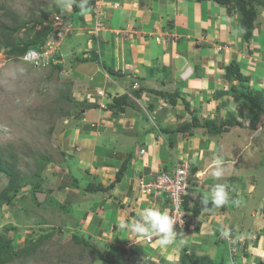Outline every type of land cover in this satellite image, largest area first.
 Returning <instances> with one entry per match:
<instances>
[{"label":"crops","instance_id":"obj_1","mask_svg":"<svg viewBox=\"0 0 264 264\" xmlns=\"http://www.w3.org/2000/svg\"><path fill=\"white\" fill-rule=\"evenodd\" d=\"M112 1L121 7L105 9V28L99 37L93 35L92 11L80 14V18L77 14L72 17L75 26L70 33L73 35L67 38L68 52L63 55V61L70 57L72 62L76 94L70 97L77 105V113L79 110L75 115L80 118L69 132L68 147L73 148L68 152H74L88 168L84 172L90 179L87 185L94 184L96 179L95 185H110L123 162L130 155L132 160L123 182L109 192H97L102 198L94 211L85 212L82 220L87 217L85 226L88 224L105 242L110 240V244L127 249L135 242L131 248L139 256H147L158 264H177L174 262L180 259L182 250L191 255L202 246L217 249L218 234L232 227L236 231L240 227L238 234H241L242 224L236 223L229 211L226 215H217L213 210L202 212L196 230L173 231L174 243L163 248L156 243L158 237L146 245L136 233L120 225L135 223L146 208L168 213L167 205L140 195L141 177L151 181L163 169L172 170L181 160H189L197 168L196 176L203 167L212 164L217 138L203 129L195 130L193 135L164 133L192 120L184 101L190 103L191 111L202 120L215 117L226 120L234 114L244 126L252 123L255 113L243 101H236L230 92L224 95L222 92L236 83L226 77V67L236 62L244 74L252 76L250 85L260 101L264 91V29L259 27H264V22L256 21L248 44L242 37L239 15L228 13L216 0ZM94 54L114 71L113 75L104 70L101 62L76 61L81 57L90 59ZM139 90H144L141 96L135 94ZM151 90L178 93L176 107ZM123 95H128L134 105L127 107L125 113L110 110L108 105L114 98ZM149 115L155 117L154 124H148ZM110 134H119L121 139L111 145L115 153L108 148ZM212 183V178L200 184L192 180L191 188L212 201ZM226 217L232 220L227 223ZM206 237H212V241Z\"/></svg>","mask_w":264,"mask_h":264},{"label":"rangeland","instance_id":"obj_2","mask_svg":"<svg viewBox=\"0 0 264 264\" xmlns=\"http://www.w3.org/2000/svg\"><path fill=\"white\" fill-rule=\"evenodd\" d=\"M73 2L0 0V30L3 25L19 29L14 35L16 41L32 37L47 42L53 40V35L56 39L65 18L76 15L73 14ZM259 10L258 20L264 22V7ZM73 24L71 21L67 25L69 32L66 31L65 39L57 47L60 56L57 63L62 65L61 70L57 69L58 65L47 67L41 64L38 67L23 57L9 58L0 50V157L16 168L22 183L27 185L14 200V205H0V232L12 238L15 249L23 248L31 239L36 241L41 235L52 234L36 254L9 264H107L95 249L78 244L74 239V235L89 239L103 252L111 245L109 239L105 242L87 227L88 224L85 226L87 217L82 220L85 212L95 210V204L103 195L84 192L90 181L84 173L88 168L80 163L74 152H68L73 148L68 147L69 132L78 119H73L77 105L72 99L69 101L70 95L76 94L73 90L76 78L70 57L63 61V55L68 52L66 42L73 35H70ZM261 27L264 29L260 26V30ZM260 100L264 103L263 93ZM148 117V124H154L155 117ZM213 119L218 123L223 121L217 117ZM87 130L90 131V127ZM212 138H217L212 164L203 165V174L195 175L192 180L200 184V181L203 183L212 178V192L216 185H227L229 215L236 219V223L240 221L243 228L241 234H238L240 227L237 231L224 228L216 242V245L220 242L219 250L202 246L197 253L191 254V258L196 264H207L206 258L214 260L213 264H223V258L226 264H255L257 259L264 260V116L256 127H233ZM110 139L109 147L105 144L115 153L112 146L121 139L119 134H110ZM217 160L223 169L219 178L212 175ZM73 175L80 180L79 186L72 179ZM92 175L96 176L95 173ZM7 182L8 178L0 175V191ZM36 185L41 186L40 192H50L42 201L44 204L40 205L35 198ZM232 202H236V207ZM232 219L225 218L227 223ZM13 227L18 230L14 231ZM225 230L228 236L223 235ZM206 238L212 241V237ZM260 240H263L261 244ZM128 251L125 264H158L147 256H135L132 248ZM174 263L181 264V260Z\"/></svg>","mask_w":264,"mask_h":264},{"label":"trees","instance_id":"obj_3","mask_svg":"<svg viewBox=\"0 0 264 264\" xmlns=\"http://www.w3.org/2000/svg\"><path fill=\"white\" fill-rule=\"evenodd\" d=\"M110 3H113L112 0H107ZM200 1V0H197ZM217 3L228 9V13L233 14L237 13L239 15V25L240 29L242 31V37L245 42L248 44L251 42L253 38V32L256 28V21L258 20L260 16V10L259 7H264V0H216ZM82 0H74L73 2V13L74 14H82L80 3ZM97 3V0H87V8L89 11L85 12L88 13L90 11L93 12V8L95 4ZM84 13V14H85ZM73 16H69L65 18L66 22L71 20ZM94 26V25H93ZM19 29L15 27H10L9 25H3L0 30V50L5 52L9 58H20L23 57L29 50L32 49H39L40 46H42L46 39H33L32 37L23 40V41H16L14 39L15 33L18 32ZM32 38V39H31ZM60 56H58L59 60ZM76 61L80 63H86L90 61H97L101 62L99 57L97 55H92L91 58L84 57V58H77ZM102 67L104 70H106L110 74H114V71L110 69L109 67H106V65L101 62ZM58 65L57 69L61 70L62 65L57 64H51L50 66ZM49 67V66H48ZM226 77L230 82H236L235 85L230 86V89L226 92H222V95L227 94L230 92V94L234 97V99L238 102L243 101L251 111L255 113V118L253 119L252 123L249 125V127H256L260 119L264 116V113L262 112L264 109V103H261L258 101V99L255 96V93L252 89V86L250 85V82L252 81V76L246 75L241 70V67L238 63L232 62L226 67ZM144 92L139 90L136 91L135 94L137 96H141V94ZM149 92H152V94L164 98L168 104H170L173 107H176L178 103L179 94L178 93H170L165 91H154L151 90ZM264 95V91H263ZM262 100V99H261ZM260 100V101H261ZM69 101L71 102V97H69ZM184 104L186 106V110L192 115V120L183 126L175 129V131H164L166 134H172V133H181V134H190L193 135L195 130L203 129L206 131L209 135L212 136H219L223 133L229 132V130L233 127H243L244 124L242 121L238 120V116L231 114L229 115L227 120H223L220 123L216 122L214 119H206L202 120L198 116H196L193 111H191L190 103L187 101H184ZM134 105L129 102L128 95L118 96L114 98V101L112 104L108 105V108L110 110L116 111L117 113H125L127 107H130ZM241 111V109H240ZM240 115V113H239ZM76 118H80V116H76ZM132 160V156L130 155L120 166L118 172L115 175L114 181L104 187L103 185H95V184H89L84 189L85 192L88 193H97V192H109L113 189H115L116 186L121 184L129 170V166ZM264 165V162L262 163ZM193 174H196L197 168L192 169ZM0 175H5L8 178V182L4 186V188L0 191V205L2 204H8V205H14V200L20 193V191L23 189V187L27 186L22 183V179L20 177L19 172L16 170V168L12 165L6 164L3 159L0 157ZM77 186H79V180H77ZM35 190V198L37 199L38 203L41 205L43 202H40L38 200V197L36 196L37 192L41 191V186L36 185L34 187ZM50 192H48L49 195ZM49 199V197H48ZM46 201H48L46 199ZM229 201L225 203L222 206L217 207L214 203V201H207L205 200L201 195L196 198L195 204L192 208H188L189 211H191L194 215L198 216L202 212H209L211 210L217 211L218 214L223 215L227 214L229 211ZM44 204V203H43ZM56 205H59V203H56ZM232 206L236 207V203L232 202ZM65 208L63 205L61 206ZM230 212V211H229ZM234 227L231 229L233 230ZM14 231H17V227H13ZM264 232V229L263 231ZM52 237V234H45L41 235L36 241L35 240H29L28 243L21 249H15L13 240L11 237H9L6 234H3L0 232V264H9L17 259L21 258H28L36 254L39 250V248L47 242ZM74 239L78 244H82L86 247H90L96 250V252L100 255L101 258L104 259V261L107 264H125V257L128 255V251L125 248H122L120 246L111 244L108 246V249L106 251H101L99 248L95 247L93 243H91L87 239L80 238L77 235H74ZM237 246V245H236ZM133 252V251H132ZM135 253V252H133ZM135 256H139L137 253H135ZM140 257V256H139ZM236 256H234L235 259ZM181 264H196L194 259L191 258V255L188 253L186 249L182 250L181 256H180ZM207 264H213L214 260H211L209 258L204 259ZM223 264H226V260L222 259ZM255 264H264L263 259H257Z\"/></svg>","mask_w":264,"mask_h":264},{"label":"built area","instance_id":"obj_4","mask_svg":"<svg viewBox=\"0 0 264 264\" xmlns=\"http://www.w3.org/2000/svg\"><path fill=\"white\" fill-rule=\"evenodd\" d=\"M109 6L120 8V3H110L107 0H97L93 8V35L99 37L101 31L104 29L105 9ZM63 24V21H62ZM70 20L59 27L57 38L53 35V40H49L45 45L40 46L39 49L29 50L23 57L25 61L33 63L35 66H50L52 63L57 64L59 44L65 39L67 35ZM68 31V32H66ZM157 40H160L157 38ZM35 51L36 56H30L28 53ZM138 86V84H136ZM145 150H141L144 154ZM192 166L189 161H178L173 170L167 171L163 169L153 180L147 181L145 178H140L138 182L139 193L141 196L153 199L156 203L165 204L168 207V215L175 221L173 224V231L186 229L188 226L193 227L196 221L188 208L194 204L195 193H191V179ZM196 195V196H195ZM155 237L151 239H143L146 244H151ZM229 241V239H227Z\"/></svg>","mask_w":264,"mask_h":264},{"label":"clouds","instance_id":"obj_5","mask_svg":"<svg viewBox=\"0 0 264 264\" xmlns=\"http://www.w3.org/2000/svg\"><path fill=\"white\" fill-rule=\"evenodd\" d=\"M80 8H81L82 14L89 11V9L87 8V0H82V2L80 3ZM64 22L66 23V21H64ZM70 24H71V20H70ZM28 55L36 56V55H38V53H36L35 51H30L28 53ZM187 161H189V160H187ZM220 163L221 162L219 160L216 161V168H215V171L212 173L213 177L219 178L223 175V169H221L219 167ZM191 166H192V164H191ZM192 169H193V166H192ZM167 171H171V170H167ZM202 174L203 173H200V175H202ZM192 175H193L192 179H194L195 174H193V172H192ZM141 178H144V177H141ZM192 179H191V183H192ZM226 186L227 185H216L214 187L211 198L213 199V201L217 207L224 205L228 201L227 194L225 192ZM191 193H195L197 195L195 197V200L197 197L200 196L198 193L193 191L192 188H191ZM195 200H194V204H195ZM194 204H193V206H194ZM191 214L195 217L196 221L193 223L192 228L190 226H188L186 229L196 230L198 228L197 225L201 222V218H200L201 214L198 216L194 215L192 212H191ZM174 223H175V221L167 214V212H161L160 210H158L156 208H146L143 210V212L140 216V219L137 220L135 223H122L120 225V227L122 229H130L131 231L136 233L142 239H151L152 237H155V238L158 237V239L156 240V243L163 248V247H167V246L173 244L175 241L174 240V236H175L174 232L180 231L179 230V231L173 232V224ZM183 230H185V229H183ZM223 235L228 236L229 233L227 231H225L223 233ZM155 238H154V240H155ZM146 245H150V244H146ZM132 246H135V242L133 244H131V246L128 245V249L127 248H125V249L128 251Z\"/></svg>","mask_w":264,"mask_h":264},{"label":"water","instance_id":"obj_6","mask_svg":"<svg viewBox=\"0 0 264 264\" xmlns=\"http://www.w3.org/2000/svg\"><path fill=\"white\" fill-rule=\"evenodd\" d=\"M37 197H38V200H39L40 202H42V201L44 200V198L46 197V194L43 193V192H38V193H37Z\"/></svg>","mask_w":264,"mask_h":264}]
</instances>
